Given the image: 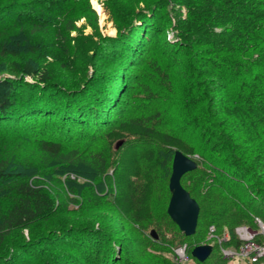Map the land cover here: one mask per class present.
Returning a JSON list of instances; mask_svg holds the SVG:
<instances>
[{
	"label": "trees",
	"instance_id": "16d2710c",
	"mask_svg": "<svg viewBox=\"0 0 264 264\" xmlns=\"http://www.w3.org/2000/svg\"><path fill=\"white\" fill-rule=\"evenodd\" d=\"M173 1V20L165 5L156 1L148 11L164 6L160 22L146 24L143 36L125 24L117 40L106 37L97 46L117 52L124 43L126 65L138 66L139 89L123 108L118 96L123 83L111 70L101 78L86 77L82 86L81 81L54 82L57 76L48 67L24 59L13 62L18 77L0 76V130L37 136L39 149L61 165V172L78 164L99 176L111 169L114 187L111 195L101 198L99 190L94 191L82 196L77 208L62 211L68 216L78 213L77 226L56 227L54 221L62 212L55 195L33 179L38 176L29 177L34 170L31 163L17 158L11 164L9 158H0L1 240L38 221L47 224L44 235L31 234L23 240L22 256L36 253L39 239L53 242L64 234L60 242L66 244L67 237L78 241L83 236V244L77 242L79 264H139L116 256L121 249L112 245L119 242L115 233L125 227L117 228L111 219L101 217L99 199L132 224L153 223L159 233L169 231L168 246L185 243L188 260L196 264H225L221 247L237 249L241 244L234 227H256L254 217L264 222V0ZM146 32L158 35L150 49ZM176 149L196 162L180 178L199 206L191 235L169 217L166 200L157 202L159 194L170 193L167 180L161 187L156 180L163 164L171 167ZM13 166L22 171H13ZM68 179L64 182L72 188L88 184ZM57 181L61 183L60 178ZM210 225L218 235L226 228L229 237L211 239L210 255L198 261L191 249L206 242ZM139 235L144 250L147 245L172 250ZM256 240L261 243L264 236L258 234ZM16 243L10 240L14 248ZM48 249L38 255L41 264L54 257Z\"/></svg>",
	"mask_w": 264,
	"mask_h": 264
},
{
	"label": "rangeland",
	"instance_id": "374dc122",
	"mask_svg": "<svg viewBox=\"0 0 264 264\" xmlns=\"http://www.w3.org/2000/svg\"><path fill=\"white\" fill-rule=\"evenodd\" d=\"M96 1L99 4L98 8L92 5L91 0H0V76L18 77V71L14 68L13 62H20L24 59L36 62L42 67H48L57 76L54 82L60 80L65 82L81 81L79 85L82 86L86 77H89V79H94V77L101 78L100 76H104L107 71L111 70V74L120 75L123 83L120 88L121 93L118 95L122 99L119 106L123 108L129 101L131 93L139 89L135 82L140 73L138 66L128 67L126 65V56L124 54L128 47L124 43L119 45L117 52L110 50V47L106 45H101L98 49L97 46L106 37L117 40L120 36V30L121 32L124 30L125 24H131V30L134 29L136 31L137 29L136 35L139 37L143 36L146 24L160 22L159 12L163 11L162 7L164 8V6L152 12L151 10L148 11L156 1H158L156 2L157 5L159 3L160 5H165L166 12L171 15L173 20L175 15L171 10V5L174 1ZM167 2L169 5H167ZM181 11L185 13V10L182 9ZM143 13L146 14L142 15ZM68 20H72V22H68ZM67 26H71V29H68ZM130 32L128 35H130ZM145 36L149 38L146 46L150 49L153 45L152 41L158 35L153 32H146ZM139 40H136V42ZM104 42L106 41L104 40ZM139 44L135 45L133 50H136ZM25 78L29 81L32 80V77L28 75ZM86 81L84 86L87 84ZM79 85L77 87H80ZM36 94L39 95L38 93ZM89 102L92 103V101ZM116 112H119V109ZM115 118H118L117 115ZM33 137L34 135L29 137L24 136L20 132H4L0 130V158H9L11 164L17 158L31 163L34 170L29 177L35 173L34 176L38 177L33 179H39L42 182V186L55 195L56 206L59 205L60 212L65 211L68 207L77 208L82 196L94 193V191L98 192L99 190L98 194H100L101 198L104 197L102 194L108 193L111 195L114 188L111 169L104 176H99L93 175V172L87 169L85 165L78 164L75 167H67L68 169L61 172V165H56L55 161L46 157L45 153L38 147V143L35 140L37 136ZM41 137L44 138L43 136ZM168 164H163L160 169V177L156 180L158 187L163 186L167 180V189H169L168 183L172 168L167 167ZM13 168V171L17 173L22 171L18 166H13ZM49 170L51 172L46 175L45 172ZM59 178L61 183L57 181ZM66 178H69L68 180L73 179L76 182L86 181L88 184L83 187L72 188L71 185L68 186L64 182ZM141 183L142 181L140 182V180L136 182L137 186H140ZM181 183L183 184V182ZM186 184L188 185V181H186ZM170 196L171 192L168 194L166 190L163 194H159L157 198V202L166 200L163 203L166 211ZM70 198H73V201ZM96 205H98V213H101V217L105 216L109 221L111 219V223L117 228L125 227L123 230L118 229L119 231L115 233L118 234L119 242L112 243V245L121 249L116 256L125 255L126 258L138 261L139 264H158L159 260L162 264H177L178 261L172 251L173 248L168 246L165 241V239L172 236L169 231L159 233V230L152 225L153 223L138 226L136 223L132 224L113 206L104 203L102 199H99ZM78 218L79 220L81 219L78 213L72 212L68 216L62 212L57 216L54 224L56 227L69 224L77 226ZM83 218L86 220L85 217ZM258 225L256 223V227L249 225L247 228L253 232L259 229ZM239 226L245 225H237L234 230ZM46 227L45 221H38L32 224L30 229L27 228L23 229L22 232L20 231V234L10 233L2 240L0 238V264L13 262L15 264H41L40 259L38 260V255L44 252L45 248L52 250L50 252L54 255L53 258L51 257L49 264H79L81 258L78 257L77 242L83 244V236L78 241L70 240L67 237L68 244L60 242L61 239L66 238L64 234H58L59 236L53 242L39 239L38 247H36L37 254L29 255L25 252L23 256L21 255L20 248H24V245H22L23 240H29L31 234L44 235L47 231ZM151 229L154 230L155 237L150 233ZM224 230L227 231L226 228H223ZM139 234L149 237L150 240H153L158 245L168 246L172 250H155L151 245H147L144 250L141 247L144 244ZM11 239L17 240L16 245L18 244V247L14 248L10 244ZM204 243L210 244V239L206 237V242ZM223 249L232 250L234 248L223 247ZM236 250L238 251L239 248ZM66 255L69 256L64 259L65 257L63 256ZM225 256L228 258L227 255ZM63 261L67 263H63ZM185 264L196 263L193 260H188ZM225 264L249 263L243 259L228 258Z\"/></svg>",
	"mask_w": 264,
	"mask_h": 264
},
{
	"label": "water",
	"instance_id": "95a60500",
	"mask_svg": "<svg viewBox=\"0 0 264 264\" xmlns=\"http://www.w3.org/2000/svg\"><path fill=\"white\" fill-rule=\"evenodd\" d=\"M195 165L196 162L190 156L178 149L174 151L168 183L171 196L167 205V214L185 235H191L195 231L199 206L181 185L180 178L184 173L192 170ZM150 233L155 237L153 229ZM211 250V244H199L191 249V256L198 261H204L210 255Z\"/></svg>",
	"mask_w": 264,
	"mask_h": 264
},
{
	"label": "built area",
	"instance_id": "2783aa9c",
	"mask_svg": "<svg viewBox=\"0 0 264 264\" xmlns=\"http://www.w3.org/2000/svg\"><path fill=\"white\" fill-rule=\"evenodd\" d=\"M256 223L259 225L258 230H254L253 232L249 231L247 226H239L236 227L234 232L235 235L240 240L241 244L239 246V250H224L221 247V252L225 256L227 255L229 258H238V257H246L250 262L254 264H264V241L261 243L256 240V236L261 234L264 236V223L258 217H255ZM219 236V237H218ZM229 234L228 231H223L221 235L216 234L215 228L213 225H210L208 228L207 238L214 239L218 238L217 241L228 239ZM174 255L177 258V264H185L188 260V255L186 253V244H181L175 246L173 248ZM226 257V256H225Z\"/></svg>",
	"mask_w": 264,
	"mask_h": 264
},
{
	"label": "bare ground",
	"instance_id": "6f19581e",
	"mask_svg": "<svg viewBox=\"0 0 264 264\" xmlns=\"http://www.w3.org/2000/svg\"><path fill=\"white\" fill-rule=\"evenodd\" d=\"M91 3L94 7L98 8L99 7V4L97 3L96 0H91Z\"/></svg>",
	"mask_w": 264,
	"mask_h": 264
}]
</instances>
